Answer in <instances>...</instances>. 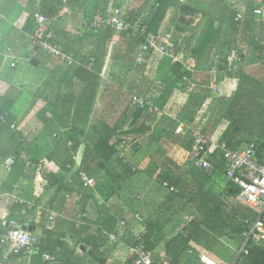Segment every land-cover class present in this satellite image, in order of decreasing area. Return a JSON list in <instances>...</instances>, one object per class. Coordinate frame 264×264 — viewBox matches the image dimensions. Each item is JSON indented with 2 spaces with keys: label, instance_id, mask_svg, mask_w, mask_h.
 <instances>
[{
  "label": "trees",
  "instance_id": "obj_1",
  "mask_svg": "<svg viewBox=\"0 0 264 264\" xmlns=\"http://www.w3.org/2000/svg\"><path fill=\"white\" fill-rule=\"evenodd\" d=\"M17 1L19 2L17 4L18 15L16 16L19 17L17 20L22 23L21 29L27 30L29 34L34 31L33 17L36 13H42L52 18L57 31V23L60 18L57 16L65 7H69L75 11L89 12L90 17L87 25L91 32L85 34L92 35L91 33H93L96 38V50L91 54L96 60L91 69L85 65L67 67L65 64L53 60L55 64L63 66L68 75L75 68L74 74L78 76L79 80L73 86L71 84L64 95L57 94L54 98L55 101L50 102L58 107L56 111H52L49 116L45 111L39 113V118L45 124L43 130L39 132L45 135L42 143H39V136L35 140L25 139L24 119H16L10 113L9 100L4 103L0 102V137L10 129V122L16 121L14 131L18 132L20 137L18 146L21 145L15 154L9 153L15 157V164L8 172L9 185L7 186H13L18 180L27 176L24 169L27 165L32 164L39 169V175L46 181L47 187L57 185L62 202L71 206L70 212L62 214L67 218H72L75 216V212L77 214L88 213L85 223L80 226L69 221V233L73 235V238L75 237V240L70 244L65 239V234H55L53 231L58 217L50 220L46 210H38L36 207L29 208L28 202H22L23 200L20 199L26 192L23 193L20 190L14 194L15 197L9 196L7 203L9 218L15 217L24 225H31L33 229L41 227L45 230L48 236L40 238L38 245L42 252L55 255V250L61 249L65 255V259L60 262L51 263L44 262L42 254H38L36 264H134L133 259L129 258L127 249V251L125 249L122 251V257L116 253L118 249L123 248L122 243L126 245L135 243L140 231L132 224V220L135 218L133 216L130 218V214L137 215V210L129 201L125 200L122 206L120 204L109 205L105 199L103 202H99L97 190L85 187L80 179V173L85 172L96 180L98 188L100 181L95 176L97 171L102 170L105 177L108 178L112 173L114 176L112 179L120 186L137 171V168L134 169L126 163L123 156H117V137L143 134L149 129L147 123L158 117L154 113H148L131 104V95L133 93L141 94L131 89L133 72L142 76L145 85L158 84L159 87L156 89L158 94L149 90L145 95L150 97L158 95L156 102L167 113L160 119L174 120L177 118L178 121H181L178 118L179 114L186 109L185 98L191 97V100L196 99L195 102L203 101L205 103L208 99L211 100L222 95L216 94L219 90L214 91L211 87L213 82H216L217 89L220 87L219 74L226 79V82L232 81V79L237 80V85L230 94H238L240 99L234 101L232 105L227 129H223V132L215 138L228 142L233 148L252 141L257 145V158L259 160L264 158V106L260 97L263 92L254 87H250L248 90L240 88L241 80L247 76V73L252 72L253 69H264V46L256 40L258 32L264 30V22H258L254 15L258 0H147L146 4L135 7L126 13L124 20L135 29L146 26L149 31L158 33L164 32L168 26H173V42L179 49L190 51L196 62L195 72L187 70L180 63H172L170 59L156 53L150 54L147 62L137 65L136 58L144 38L134 36L133 28L117 30L107 24L99 27L91 26L96 15L108 18L113 8L120 6L122 1L121 3L116 0H92L91 3H88L87 0ZM238 1H241L240 6L237 4ZM87 7H89L88 10ZM239 14L243 15V19H237ZM195 15H201V21L196 26L193 24ZM114 39L117 40V44L110 69L111 83L106 84L94 121L91 116L98 94L97 89L107 66ZM57 41L61 42L68 51L73 52L74 50L77 54L82 53L76 51L78 49H75V43L71 40L64 41L61 38L58 39L57 36ZM250 46L258 54L248 59L247 51ZM233 51L236 52V60L231 65L229 56ZM207 53L212 55L206 59ZM33 61L38 60L35 57ZM211 64L216 65L217 74L212 72L214 67ZM185 77L188 78V82H184ZM126 99L128 100L121 115L116 121L111 122L109 120L112 116L111 108L122 104ZM220 103L222 100L217 103V106H220ZM47 104L49 105L48 102ZM2 116L3 118H1ZM192 124L196 127L200 126L194 122ZM231 132L246 134L249 139H237ZM55 134L58 138L54 136ZM35 141L36 143H34ZM69 141L72 145L67 146V149H70L71 153H68L67 156H57L56 150L49 148L52 145L63 147ZM26 143H28L27 149L25 148ZM83 144H85V150L81 164L71 176H67V173L75 169L74 157ZM36 145H48V148L43 146L37 148ZM186 145L190 152L193 146L191 137ZM2 148L0 143V149ZM44 150L50 152L43 157L42 151ZM211 158L218 164V171L222 175L224 164L219 158L217 150L211 153ZM45 160L60 163V171L51 176L50 172L43 173ZM183 166L195 165L187 158ZM158 169L164 173V176L161 177L163 185L168 182V186H164L176 197L195 207L203 214V218H197L193 214V219L189 222L187 220L184 227L187 230V236L178 230L166 240L163 239L165 236L164 227L159 222L144 221L146 244L153 252L155 264H187L183 262L184 253L189 249L200 227L211 230L219 238L224 237L233 241L238 250L240 249L241 235L247 228L244 220L247 217H253L254 211L236 200V190L230 193L231 188H229L226 192H221L214 182L205 175L198 177L199 179L194 175V179H191L190 182L186 179L185 183H180L171 176V172L179 175L178 178L184 177L188 173L170 157L161 159ZM19 175L23 177L20 179L14 177ZM158 177L157 174L156 178ZM171 187H174L175 190H171ZM122 197L124 198V196ZM75 206H80L82 210L77 212L74 210ZM93 207L98 209L99 217L93 214ZM122 221H125L126 224L123 225ZM104 230L115 232L118 236L117 241H110L108 236L104 235ZM162 242H164L163 247L161 246ZM160 247L164 248L162 250L163 257L158 254L161 251L158 249ZM199 259L202 262L201 256ZM239 264H264V244L251 247L249 254L243 256Z\"/></svg>",
  "mask_w": 264,
  "mask_h": 264
},
{
  "label": "built area",
  "instance_id": "obj_2",
  "mask_svg": "<svg viewBox=\"0 0 264 264\" xmlns=\"http://www.w3.org/2000/svg\"><path fill=\"white\" fill-rule=\"evenodd\" d=\"M184 1V0H181ZM58 14L57 18L60 17ZM126 13L122 6L114 8L108 18L102 15H96L92 27H99L107 24L117 30H127L133 28L129 22L124 20ZM254 15L258 22H264V0H258V5L254 9ZM237 19H243V15L239 14ZM34 31L29 35L32 44L34 55L39 53L47 54L52 60L65 64L67 67L85 65L89 69L95 63V57L87 52L77 54L67 51L63 44L57 41V31L55 21L42 14L36 13L33 17ZM15 26L21 28L20 21L15 22ZM134 36H142L144 42L139 47V52L136 58V64L142 65L148 61V57L152 53L160 54L171 60L172 63H180L187 70L195 72L196 62L192 58V54L187 49H179L173 42V26H168L164 32L149 31L146 26L133 28ZM257 42L264 46V30L258 32ZM117 44V40L112 41V46ZM236 60V52L233 51L229 56V63ZM16 62H11L12 68L16 67ZM217 74L216 71H212ZM105 71L103 72V75ZM102 77L105 78V75ZM108 83H111V77L106 78ZM188 78H184V82H188ZM213 89L217 88L216 82L211 84ZM158 95L146 96L138 93H133L130 97V102L133 106L145 110L148 113H154L160 119L167 113L164 112L156 102ZM3 118V116L1 117ZM178 126L175 132L178 134L189 133L193 139V146L188 153V160L195 166H198L203 174L211 179L216 187L221 192H226L229 188L236 190V200L252 208L254 211L253 217H247L244 221L247 224L242 232V241L238 250L236 259L232 264H239L243 256L249 254L251 247L254 245L264 244V163L257 158V145L252 141H247L243 146L233 148L226 141L217 140L211 134L201 131L192 123L178 121ZM10 127L15 130L16 121L10 122ZM217 150L219 158L224 164V172L220 175L218 164L211 158V153ZM15 164L13 155L7 156L3 161V167L7 172H10ZM130 166L136 168L130 161ZM80 179L85 187L95 188L97 182L94 178L88 176L85 172L80 173ZM164 185L167 187L168 182ZM171 190H175L171 187ZM29 208L37 206L38 210H46L50 220L55 217H60L53 204H38L35 200L28 202ZM88 213L75 214L68 220L74 222L77 226L85 223ZM193 218L188 217V222ZM122 224H126L122 221ZM24 225L17 219H10L4 230H0V249L7 253H22L26 257L31 258L35 253L40 252L38 245L40 237L33 231L25 230ZM186 226V225H185ZM185 226L179 229L185 236L187 230ZM109 240L116 242L118 236L115 232L103 231ZM146 229L143 228L137 235L135 243L127 245L129 250V258L133 259L134 264H155L153 253L147 247ZM125 245V243H122ZM42 258L46 262H57V257L49 252L41 251ZM201 260L204 264H221L208 255H201Z\"/></svg>",
  "mask_w": 264,
  "mask_h": 264
},
{
  "label": "crops",
  "instance_id": "obj_3",
  "mask_svg": "<svg viewBox=\"0 0 264 264\" xmlns=\"http://www.w3.org/2000/svg\"><path fill=\"white\" fill-rule=\"evenodd\" d=\"M120 6L123 7L125 13H127L128 11L132 10L135 7H138L135 4V0H122V4ZM2 16L5 19H7L6 16L8 15H4L2 12L0 14V88L3 90V91L1 90L3 93L4 91H6V94L0 92L1 93L0 102L4 103V101L10 99L9 100V103L11 104L9 110L10 113L13 116H15L16 119H24L25 121V128H24L25 129L24 133L26 135L25 139L35 140L36 137L39 136V143H42L43 140L45 139V135L39 132L43 130L45 124L43 120L39 118L40 115L39 113L45 111L49 116L52 111H56L58 107H55V104L54 103L51 104L50 102L55 101L54 98H56L57 94L64 95L71 87V84L73 86V84L77 82L79 78L77 75L74 74L75 68H73V72L69 73V75L67 73L60 74L61 72L59 71L63 69V66H61L60 64H55V62L47 54L39 53L37 55H34L31 44L29 42L30 41L28 35L29 32L27 30H23L15 26V22L18 21L17 19L19 17L17 16L12 17V19L9 21V25H6L4 24L5 21L4 19H2L3 18ZM66 16H69L71 18L72 24L66 25L67 28L66 26H63L62 30L60 28L57 30L59 34L58 39L61 38L64 41L71 40L75 43L74 45L75 49H78L76 51L93 54V52L96 50V38L93 33H91L92 35L85 34L86 32H91L89 25L86 24L87 21H89L86 18L87 15L85 13H82L81 11L73 10L68 14L66 13L65 16L64 13H62L58 21H63V18L64 20H66L65 19ZM115 52H116V45L112 46L111 44L110 55L107 61V66L104 69L105 78L104 77L101 78L99 87L97 89L98 94L94 103V108L92 110V116H91L92 120H94L96 112L100 107V99L105 91L106 84L108 83L106 78L110 76V69L112 67ZM209 54L208 53L206 54L205 56L206 59L208 57L209 58L211 57L212 54L211 53ZM257 54L258 53L256 52V50L250 46L247 51V58L249 59ZM35 57L38 61H33V58ZM13 61L17 63L16 67L14 68L10 66L11 62ZM131 80H132V84L130 86H132L131 89L133 91L140 92L142 95L143 94L145 95L147 91L152 90L155 94H158V92H156L157 91L156 89L159 87L158 84L153 83V84L145 85L144 84L145 80L142 78L141 75L133 72ZM236 81L237 80L234 81V79H232V81L226 83L228 86L229 85L232 86L233 84L237 85ZM234 88L235 86H232L231 88L229 87L226 90L227 93H231ZM8 89H10L9 93L12 95L11 98L7 96ZM47 102L49 103V105L47 104ZM54 136L58 138L56 134ZM18 141L19 142L17 143H20V139ZM34 143H36V141ZM25 148L26 149L28 148V143H26ZM6 157L7 156H0V158L3 159L2 161H4ZM74 159L76 163L75 169L67 173V176H71L72 173H74V171L80 166L83 156H75ZM260 161L264 163V158H262ZM182 167L192 179H194V175L196 176L195 178L202 177L204 175L203 171L198 166H182ZM59 168H60V163L56 161L54 162L52 160L50 161L45 160L43 173L48 174L50 172V176H51L54 173L57 174V172L60 171ZM24 170L25 172H27L26 174L27 176H25L24 178H22L23 177L22 175L14 176L16 178L19 179L22 178V179L18 180L16 184L13 186L12 185H10V187L7 186L9 185L8 174L5 178H3L0 181V230H4L6 228V224L8 220L17 219L15 217L9 218L8 216L7 203L9 201L8 200L9 196L12 195L14 196V194H17V192L18 191L20 192L21 190L23 193L26 192V194L24 195L25 197L20 198L23 200L22 202L24 201L32 202L31 200H29L31 199V195H28L27 187H29V189L31 188V191H33L36 186L32 185L31 182L30 184H26L27 183L26 181L28 180L32 182L38 181L37 178L41 177L43 182L39 183L40 187L39 188L37 187L38 188L37 194L36 191H34L33 193L36 195L40 194L42 196V200L44 199L45 201L44 202H42L41 200L39 201V198L38 199L34 198V200L37 203L42 202L43 204H53L54 209L59 211L58 213L60 214V217L58 216L57 223L54 225L53 231L55 234H65L66 236L65 239L70 244H72V242L75 240V237L73 238V235L69 233V228H70V222L68 221L69 218H67L64 214H62L64 212L67 213V211L70 212L71 206H68L67 203L62 202V198L59 200L61 195L58 192L57 185L50 186V188L47 187L46 181L43 179L41 175H39V169L35 165L29 164ZM49 193L51 195V198H48ZM34 207L37 208V206ZM74 210L79 212L82 209H80V206L77 207L75 206ZM92 212L95 216L97 215L98 217L100 216L98 209L96 207H93ZM75 214L77 213L75 212ZM78 214H83V213H78ZM188 217L193 218L192 215H188L186 219ZM132 224L136 226L139 231H141L145 226L144 220H141L140 215L138 213H137V217L134 220H132ZM186 224L187 223L183 224V226H185ZM26 226H29V224H26ZM140 226L141 228H139ZM202 228L204 227H200V230ZM163 231L165 233V229ZM33 232L36 233L40 238L42 237L45 238L46 236H48L45 233V230L42 229L41 227L34 228ZM176 232H178V230ZM198 233L196 234L195 238L192 240L189 249L184 253L183 262L187 264H204L199 259L200 256L204 254L212 257L214 260H216L221 264H232L234 262L233 261L230 263L229 261L233 257L235 259L238 251L228 261L223 259L224 258L223 254L219 255L220 256L219 258H216V255L209 254L205 250L207 248L201 242H199L197 236ZM174 234L167 233L166 235L165 233L163 239L164 240L169 239ZM219 239L225 245L224 248L222 249L226 250L227 252H230V248L232 247V245L226 242L228 239L224 237H220ZM163 243L164 242L161 243L162 247H163ZM122 247L123 248L118 249L116 253V255H119L120 257H122V251L124 249L128 250V246L126 244L125 245L123 244ZM162 247L158 248L161 249V251L158 252L160 257H163L162 250H164V248ZM20 254L22 253H7L3 250H0V264H33V263L36 264L37 263L36 256H31V258H28L24 254L22 255ZM55 255L58 257V260L55 263H58V261L60 262L62 259H65V255L63 254L61 249H56Z\"/></svg>",
  "mask_w": 264,
  "mask_h": 264
},
{
  "label": "rangeland",
  "instance_id": "obj_4",
  "mask_svg": "<svg viewBox=\"0 0 264 264\" xmlns=\"http://www.w3.org/2000/svg\"><path fill=\"white\" fill-rule=\"evenodd\" d=\"M116 1H118V3H121L122 0ZM87 2L91 3L92 0H87ZM18 3L19 2L17 0H0V14L2 12L4 15H8L6 16L7 19L2 16V19H4L5 21L4 24L9 25V21L12 19V17L18 15ZM146 3L147 0H135V4L137 6H141ZM240 3L241 1L237 2L238 6H240ZM88 8L89 7H87L86 9L88 10ZM71 11L73 10H71L69 7H65L61 14L64 13L65 16L66 13L68 14ZM81 12L85 13L84 11ZM85 14H87L86 18L89 20V12H86ZM65 19L66 20H64L63 18V21H59L57 23L58 29L60 28L62 30L63 26L72 24L71 18L69 16H66ZM200 21L201 15H195L193 17V24L195 26ZM57 36H59L58 31ZM211 66H213V70L216 71V65L211 64ZM65 70L66 69L64 68L61 69L59 71L61 72L60 74L66 73ZM246 75L247 78L245 77L241 80L240 88L242 87L243 89L248 90V88L254 87L257 88V90H259L260 92L262 91L263 95L260 97L262 100V105L264 106V69H253L252 72H249ZM219 78H221V83L219 84L220 87L218 89H214V91L219 90L216 94L220 93L222 95H218L211 100L208 99L205 101V103L203 101L195 102L196 99L191 100V97L185 98L184 105L186 106V109L183 113L179 114L180 117L178 116V118L182 122H194L196 124H199L200 126H197V128H199L203 132L211 133L214 137H218L223 132V129H227L229 125L228 116L231 113L230 110L233 107L232 105L234 104V101L240 99L238 94H230L226 91L229 87L231 88L232 86L236 85L233 84L232 86H228L226 83V79H224L223 76L221 77L220 74ZM1 90L2 89L0 88V92L3 91ZM9 91L10 89H8L9 95L7 94V96L11 98L12 95L9 93ZM3 94H6V91H4ZM127 100L128 99H126V101H124L120 105H115L113 109L111 108L112 116L109 119L111 122L116 121L117 118L121 115L122 110L127 103ZM221 100V105L217 106V103L221 102ZM200 120L202 121L200 122ZM219 122L221 123L220 125ZM177 123V121L169 118H155V120L147 123L149 129L145 133L121 135L117 137V156H123L129 166L131 161L137 168L135 175H132L131 177L126 179L120 186H118L117 183L114 182L115 180L112 179L114 177L112 173L108 178L105 177L102 170H99L97 171V174L95 176L98 181H100V186L98 188L95 187V189L97 190V198L99 202H103L105 199L107 200L106 202L109 205L120 204L122 206L124 200L126 202L129 201L133 208L139 211L138 214L140 215L141 220H155L159 222L164 227L166 235L167 233L174 234L177 230L182 228L183 224L186 223V217L189 214H194L195 217L200 219L203 218L202 213L197 211L196 208L191 204H187V202H185L183 199L181 200L180 198L176 197L161 182V177L164 176V173L158 171L160 170L158 169V164L161 159L170 157L174 159L179 166L182 167L183 165H185L186 160L189 156V151L186 144L190 138V135L188 132L185 134L183 133L182 135H176L174 128L176 127ZM231 134L234 135V137L237 139H249L248 135L241 134L239 132H231ZM19 138L20 137L18 132L14 131L10 127V129L0 137V143L3 146V148L0 149V156H9L11 155L9 153L15 154L16 150L21 148V145L18 146L17 143L19 142ZM67 144L63 147L52 145L49 146V148L55 149L56 153L58 154L57 156H67L68 153H71V150L67 149V146L70 147L72 143L69 141L67 142ZM42 146L44 148H48V145H36L37 148ZM84 150L85 144L81 145L76 156H83ZM48 152L50 151H42V156H45ZM2 160L3 159L0 158V181L8 174V172L3 167ZM157 174L159 175L158 178H156ZM171 174V176H173L175 180H178V182L180 183H185L186 179H188V181L190 182L192 179L189 175L178 178L179 175H175L172 172ZM37 180L38 181L34 182L30 180L26 181V184H30L31 182L32 185L36 186L33 191H31V188L29 189V187H27L28 195H31V199L29 200L33 201L34 198H39V201L41 200L42 202H44L45 200H42V196L40 194L36 195L38 192V188L40 187L39 183L43 182L41 177L37 178ZM34 191H36V194L33 193ZM122 196H124V198ZM23 197L25 196L22 195V198ZM48 198H51L50 193L48 195ZM60 199L61 197L59 198V200ZM42 202H38V204H43ZM131 216H133L134 218L137 217V215H135L134 213L130 214V218H133ZM139 228H141V226ZM197 236L199 242H201L207 248L205 250L211 255H216V258H219V255L223 254V259L228 261L238 251L236 243H233V241L229 240H227L226 242L232 245V247L230 248V252L222 249L225 246L223 242H221V240L215 233L205 227L199 231ZM38 254H41V251L35 253L32 256H37ZM233 261L234 257L231 258L229 262L231 263Z\"/></svg>",
  "mask_w": 264,
  "mask_h": 264
},
{
  "label": "water",
  "instance_id": "obj_5",
  "mask_svg": "<svg viewBox=\"0 0 264 264\" xmlns=\"http://www.w3.org/2000/svg\"><path fill=\"white\" fill-rule=\"evenodd\" d=\"M232 192H233V189L231 188V189H230V193H232ZM24 229H25V230H28V231H33V227L30 226V225H29V226H25Z\"/></svg>",
  "mask_w": 264,
  "mask_h": 264
}]
</instances>
